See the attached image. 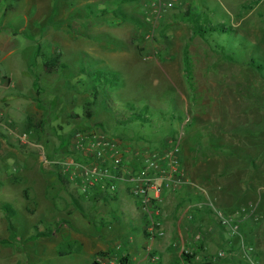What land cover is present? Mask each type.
Here are the masks:
<instances>
[{
  "label": "rangeland",
  "instance_id": "1",
  "mask_svg": "<svg viewBox=\"0 0 264 264\" xmlns=\"http://www.w3.org/2000/svg\"><path fill=\"white\" fill-rule=\"evenodd\" d=\"M205 13L202 22L235 31L194 37L192 17ZM44 56L66 69L47 74ZM250 57L264 65V0H183L164 11L151 0H0V241L9 235L4 204L17 228L12 244L0 242V264H264V75ZM134 113L148 120L129 121ZM92 129L133 146L125 156L133 164L138 148L180 141L188 183L161 203L164 229L163 211L182 197L196 211L182 244L179 216L168 218L178 251L169 242L157 251L166 231L145 235L125 182L98 204L80 180L60 178L54 162L77 156L74 134ZM209 202L240 224L252 253L197 206ZM35 226L54 233L28 241ZM220 251L226 257L215 260Z\"/></svg>",
  "mask_w": 264,
  "mask_h": 264
},
{
  "label": "built area",
  "instance_id": "2",
  "mask_svg": "<svg viewBox=\"0 0 264 264\" xmlns=\"http://www.w3.org/2000/svg\"><path fill=\"white\" fill-rule=\"evenodd\" d=\"M155 10H173L183 0H151ZM133 146L119 137L109 135L101 129L78 131L72 139V151L77 156H66L54 164L60 167L61 173L69 180H80L82 193L101 187L108 194L118 193V184L125 182L126 191L135 200L143 212L147 233L151 238L164 237L165 229L161 219V203L165 192L175 193L188 183L182 166L180 141H171L160 151L152 152L148 148H138L135 153L137 163L125 161L126 154L133 151ZM109 197V195H108ZM206 205L214 212L227 241L240 238L241 248L252 253L250 246L241 234L240 224L217 208L213 202L197 204ZM198 240H203L198 235ZM226 257L220 251L215 260Z\"/></svg>",
  "mask_w": 264,
  "mask_h": 264
},
{
  "label": "trees",
  "instance_id": "3",
  "mask_svg": "<svg viewBox=\"0 0 264 264\" xmlns=\"http://www.w3.org/2000/svg\"><path fill=\"white\" fill-rule=\"evenodd\" d=\"M137 0H119L120 4H126V3H131ZM244 9H249L248 7H244ZM203 16H208V14H204L202 16H198L195 15L192 17V31H193V36L194 37H201V38H206L207 36H212L214 34L217 35H226L228 33L234 32L235 30L231 27L226 26L224 23H222L221 21L218 23H213L211 21V19H208V23H205V21H201ZM223 21V20H222ZM224 51H221L222 54L225 56L226 60H230L233 62H237V58H234V54H228V52L223 49ZM238 50V49H237ZM243 50V49H242ZM239 51V50H238ZM39 55V49L37 50V54L36 56ZM184 56H185V65H186V73L189 75L191 73V63L189 60V56H188V50L185 49L184 52ZM250 61L249 63L257 70L259 71L261 74L264 75V65L257 63V61L259 62L260 60L257 59L255 60L254 58L250 57ZM43 65L46 69V73L47 74H52V73H58L64 69H66V64L63 62L59 61V58L57 57H50V58H46L44 56V61H43ZM87 117L89 119L92 118V111L88 110L87 112ZM142 119L143 121H147L148 118L147 116H143V115H137L136 113L131 114V117L129 118V121H135V120H139ZM28 129H33L36 126L33 125L31 123V121L29 120V124H28ZM58 175L60 176V178H62V180L65 179V181H68L67 175L62 174L61 172L58 173ZM84 196L90 198L92 197L94 200H97L99 197H108L107 193L104 192L102 190L101 187H96L91 191H87L85 193H83ZM26 198H28V195H26ZM78 205V204H77ZM80 209H82L81 205H78ZM2 210H4V212L6 213L7 216V231H8V237L5 239H2L0 242L3 244H12L14 239H17V228L14 225V223L12 222V217L13 215H15L16 211L10 206V204H4L1 207ZM30 212H32L31 210H29ZM60 225V223L58 224ZM37 232L35 234H32L31 236L28 237V241H35L36 239H38L39 237H50L52 236V234L54 233L53 230H46V231H38V228L35 226ZM145 235L147 237H150V235L147 233V231H145ZM203 246H200L199 249H197V251L193 252V254H189L186 251L182 252V261L186 262V263H192V261L198 256L199 252L198 251H202ZM128 262V258H124L123 260V264H127ZM94 264H99L97 261Z\"/></svg>",
  "mask_w": 264,
  "mask_h": 264
},
{
  "label": "crops",
  "instance_id": "4",
  "mask_svg": "<svg viewBox=\"0 0 264 264\" xmlns=\"http://www.w3.org/2000/svg\"><path fill=\"white\" fill-rule=\"evenodd\" d=\"M168 193H170V192H168ZM115 198H117V197H115ZM182 198L180 200H178L176 203H174V205H173L174 208L172 209L173 211H170V214L167 215L163 211V215H164V218H165L164 225H165L166 235L168 236V241L167 242H163V241L162 242H159V245H157V244L155 245L156 248H159V247L161 248L164 245L163 248L166 249L167 248L166 245L169 242L170 243L169 245H173L175 250L179 249L178 245L173 241L174 240V237L172 235V232L169 230L170 226L168 224L170 223V221L168 220V218L170 219V218H172L174 216H179V219H178L177 223H178V228H179V240H180V244L184 243V239L186 237H188V234L185 233V231L187 229V227L185 225L188 222V218H192V215H191L192 213L196 215V211H195V209L193 208V205L190 203V201L188 199H185L184 201H182ZM109 199L110 198H108V197H101V198L99 197L96 200V202L98 204H107L108 203L107 200H109ZM114 200H116V199H114ZM164 200H165V197L163 196V202H164ZM135 207H137L136 202H135ZM137 209L139 210L138 207H137ZM143 220H144V217H143ZM176 239L177 238H175V240ZM214 239H215V236L212 238V240L214 241ZM158 240L157 239L153 240L154 244H155V241H158ZM216 240H218V237H217ZM157 251H163V249L162 250H158L157 249Z\"/></svg>",
  "mask_w": 264,
  "mask_h": 264
}]
</instances>
